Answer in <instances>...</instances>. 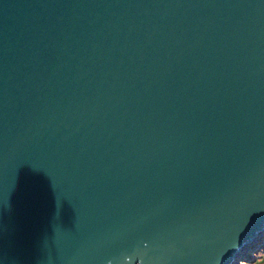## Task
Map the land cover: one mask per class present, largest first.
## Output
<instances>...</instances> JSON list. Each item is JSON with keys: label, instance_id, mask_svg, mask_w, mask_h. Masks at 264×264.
<instances>
[{"label": "water", "instance_id": "1", "mask_svg": "<svg viewBox=\"0 0 264 264\" xmlns=\"http://www.w3.org/2000/svg\"><path fill=\"white\" fill-rule=\"evenodd\" d=\"M263 229L264 0H0V264H238Z\"/></svg>", "mask_w": 264, "mask_h": 264}, {"label": "rangeland", "instance_id": "2", "mask_svg": "<svg viewBox=\"0 0 264 264\" xmlns=\"http://www.w3.org/2000/svg\"><path fill=\"white\" fill-rule=\"evenodd\" d=\"M238 264H264V248L259 250L258 253L249 252L247 255H245L244 260Z\"/></svg>", "mask_w": 264, "mask_h": 264}, {"label": "bare ground", "instance_id": "3", "mask_svg": "<svg viewBox=\"0 0 264 264\" xmlns=\"http://www.w3.org/2000/svg\"><path fill=\"white\" fill-rule=\"evenodd\" d=\"M257 238H260L261 241L264 240V229L262 230V232L259 234V236Z\"/></svg>", "mask_w": 264, "mask_h": 264}]
</instances>
